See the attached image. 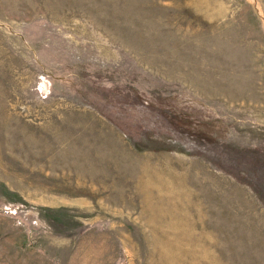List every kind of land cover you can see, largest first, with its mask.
Here are the masks:
<instances>
[{
  "label": "rangeland",
  "instance_id": "374dc122",
  "mask_svg": "<svg viewBox=\"0 0 264 264\" xmlns=\"http://www.w3.org/2000/svg\"><path fill=\"white\" fill-rule=\"evenodd\" d=\"M0 264H264V0H0Z\"/></svg>",
  "mask_w": 264,
  "mask_h": 264
}]
</instances>
